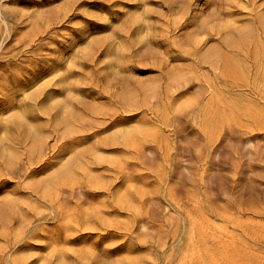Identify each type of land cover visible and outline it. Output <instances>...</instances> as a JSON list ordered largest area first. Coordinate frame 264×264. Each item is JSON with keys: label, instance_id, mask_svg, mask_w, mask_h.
I'll use <instances>...</instances> for the list:
<instances>
[{"label": "rangeland", "instance_id": "rangeland-1", "mask_svg": "<svg viewBox=\"0 0 264 264\" xmlns=\"http://www.w3.org/2000/svg\"><path fill=\"white\" fill-rule=\"evenodd\" d=\"M0 264H264V0H0Z\"/></svg>", "mask_w": 264, "mask_h": 264}]
</instances>
